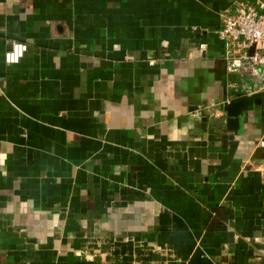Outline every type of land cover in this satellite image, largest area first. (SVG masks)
<instances>
[{
  "label": "crops",
  "instance_id": "obj_1",
  "mask_svg": "<svg viewBox=\"0 0 264 264\" xmlns=\"http://www.w3.org/2000/svg\"><path fill=\"white\" fill-rule=\"evenodd\" d=\"M249 1L0 0V264H264Z\"/></svg>",
  "mask_w": 264,
  "mask_h": 264
},
{
  "label": "built area",
  "instance_id": "obj_2",
  "mask_svg": "<svg viewBox=\"0 0 264 264\" xmlns=\"http://www.w3.org/2000/svg\"><path fill=\"white\" fill-rule=\"evenodd\" d=\"M217 34L225 45L226 59L238 64L240 79L264 85V0L240 2L224 15ZM27 51L26 43H13L5 63L18 65Z\"/></svg>",
  "mask_w": 264,
  "mask_h": 264
},
{
  "label": "water",
  "instance_id": "obj_3",
  "mask_svg": "<svg viewBox=\"0 0 264 264\" xmlns=\"http://www.w3.org/2000/svg\"><path fill=\"white\" fill-rule=\"evenodd\" d=\"M203 115H204V121H207L206 113H204ZM223 121H224L223 119H213L210 121V124L216 126L217 124L222 123Z\"/></svg>",
  "mask_w": 264,
  "mask_h": 264
}]
</instances>
